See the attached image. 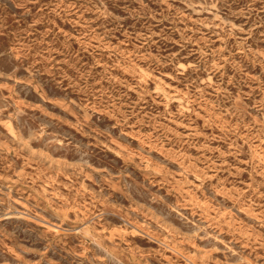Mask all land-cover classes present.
<instances>
[{
    "label": "rangeland",
    "instance_id": "rangeland-1",
    "mask_svg": "<svg viewBox=\"0 0 264 264\" xmlns=\"http://www.w3.org/2000/svg\"><path fill=\"white\" fill-rule=\"evenodd\" d=\"M0 264H264V0H0Z\"/></svg>",
    "mask_w": 264,
    "mask_h": 264
}]
</instances>
